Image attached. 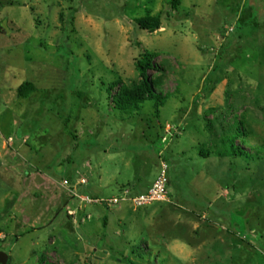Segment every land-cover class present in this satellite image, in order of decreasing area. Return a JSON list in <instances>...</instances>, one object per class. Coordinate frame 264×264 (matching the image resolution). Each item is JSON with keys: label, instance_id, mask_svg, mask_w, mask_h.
<instances>
[{"label": "rangeland", "instance_id": "1", "mask_svg": "<svg viewBox=\"0 0 264 264\" xmlns=\"http://www.w3.org/2000/svg\"><path fill=\"white\" fill-rule=\"evenodd\" d=\"M147 16L161 28L141 30ZM149 53L167 101L117 110L109 88L141 84ZM26 82L36 91L21 97ZM239 130L246 153L233 157ZM162 162L166 203L106 208L70 192L85 179L79 195H136ZM0 253L264 264V0H0Z\"/></svg>", "mask_w": 264, "mask_h": 264}, {"label": "trees", "instance_id": "2", "mask_svg": "<svg viewBox=\"0 0 264 264\" xmlns=\"http://www.w3.org/2000/svg\"><path fill=\"white\" fill-rule=\"evenodd\" d=\"M136 24L141 30L153 32L159 30L162 23L159 17L147 16L137 19ZM153 60L154 55L149 53L145 54L137 63L136 67L142 78L141 84L127 86L123 85L122 83H115L109 88V92L112 94L115 88L119 87V91L114 97V105L117 110L121 112H134L148 101L157 102L159 103L160 107H163L168 99V96L158 91L156 82L151 79L150 71L151 69L155 68ZM35 91V86L32 83L26 82L21 85L18 94L23 97L30 95ZM240 132L241 131L239 130L238 136L234 137V139L230 141L231 152L228 151L230 156L241 157L246 153L241 148V145L236 144L237 140L241 138ZM129 264L137 263L129 262Z\"/></svg>", "mask_w": 264, "mask_h": 264}, {"label": "built area", "instance_id": "3", "mask_svg": "<svg viewBox=\"0 0 264 264\" xmlns=\"http://www.w3.org/2000/svg\"><path fill=\"white\" fill-rule=\"evenodd\" d=\"M169 167L166 162H162L161 171L157 180L153 183L151 188L144 193L132 194L129 188H124L121 190L120 195L113 197H101V196H89V195H79L76 193L77 186H87L88 181L82 179L77 181L76 186H72L74 189H70V192L74 197L78 198L81 203L88 205H102L106 208H112L121 204H130L135 208H143L155 203H166L169 202ZM65 186L71 187L69 181L64 182ZM68 213L75 217L77 215L76 211L69 209ZM90 218L88 215L87 219Z\"/></svg>", "mask_w": 264, "mask_h": 264}, {"label": "crops", "instance_id": "4", "mask_svg": "<svg viewBox=\"0 0 264 264\" xmlns=\"http://www.w3.org/2000/svg\"><path fill=\"white\" fill-rule=\"evenodd\" d=\"M108 150H109V149H107L106 151L104 150V153H105V154H108V153H109ZM153 183H154V182H153ZM153 183H150L147 187H145V188H143L142 190L138 191V193H144V192H147V191L151 188V186L153 185ZM95 190L99 191V189H97L96 187H95Z\"/></svg>", "mask_w": 264, "mask_h": 264}, {"label": "water", "instance_id": "5", "mask_svg": "<svg viewBox=\"0 0 264 264\" xmlns=\"http://www.w3.org/2000/svg\"><path fill=\"white\" fill-rule=\"evenodd\" d=\"M8 256L4 253H0V264H7Z\"/></svg>", "mask_w": 264, "mask_h": 264}]
</instances>
